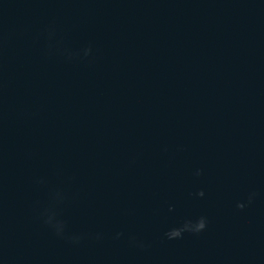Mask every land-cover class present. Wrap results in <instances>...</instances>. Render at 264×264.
<instances>
[{"label": "water", "instance_id": "obj_1", "mask_svg": "<svg viewBox=\"0 0 264 264\" xmlns=\"http://www.w3.org/2000/svg\"><path fill=\"white\" fill-rule=\"evenodd\" d=\"M0 264H264V0H0Z\"/></svg>", "mask_w": 264, "mask_h": 264}]
</instances>
